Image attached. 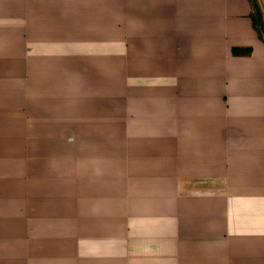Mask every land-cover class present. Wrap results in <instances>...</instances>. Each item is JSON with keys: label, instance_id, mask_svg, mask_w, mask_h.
Instances as JSON below:
<instances>
[{"label": "crops", "instance_id": "1", "mask_svg": "<svg viewBox=\"0 0 264 264\" xmlns=\"http://www.w3.org/2000/svg\"><path fill=\"white\" fill-rule=\"evenodd\" d=\"M254 11L0 0V264H264Z\"/></svg>", "mask_w": 264, "mask_h": 264}, {"label": "rangeland", "instance_id": "2", "mask_svg": "<svg viewBox=\"0 0 264 264\" xmlns=\"http://www.w3.org/2000/svg\"><path fill=\"white\" fill-rule=\"evenodd\" d=\"M10 55H8V60H7V75L10 76V73H14L16 72L18 75H22L24 78H27V68L25 67V65L21 66V64H19L20 66L15 64V61L12 59H10ZM24 63V62H23ZM15 75V74H13ZM24 92V90H23ZM7 120V121H6ZM29 120L30 117L29 116H22L17 118L16 120L13 117H7L5 118V120L2 123L1 127H7V128H12V129H17V135L22 133V135H24V131L25 129L28 127L29 124ZM56 133H61L62 136L63 134H66V129L67 127H56Z\"/></svg>", "mask_w": 264, "mask_h": 264}, {"label": "trees", "instance_id": "3", "mask_svg": "<svg viewBox=\"0 0 264 264\" xmlns=\"http://www.w3.org/2000/svg\"><path fill=\"white\" fill-rule=\"evenodd\" d=\"M250 1H253L254 9H255L254 13H252L251 15L253 27L256 30L258 36H260V38H262V40L264 41V19L261 9L255 0H250Z\"/></svg>", "mask_w": 264, "mask_h": 264}]
</instances>
